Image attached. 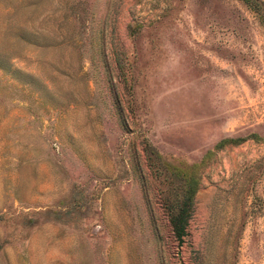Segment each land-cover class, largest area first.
Returning a JSON list of instances; mask_svg holds the SVG:
<instances>
[{"label": "rangeland", "instance_id": "rangeland-1", "mask_svg": "<svg viewBox=\"0 0 264 264\" xmlns=\"http://www.w3.org/2000/svg\"><path fill=\"white\" fill-rule=\"evenodd\" d=\"M0 264H264V0H0Z\"/></svg>", "mask_w": 264, "mask_h": 264}]
</instances>
